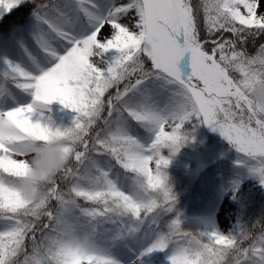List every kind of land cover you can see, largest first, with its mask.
Returning a JSON list of instances; mask_svg holds the SVG:
<instances>
[{
	"label": "snow or ice",
	"instance_id": "snow-or-ice-1",
	"mask_svg": "<svg viewBox=\"0 0 264 264\" xmlns=\"http://www.w3.org/2000/svg\"><path fill=\"white\" fill-rule=\"evenodd\" d=\"M28 10L42 57L32 71L7 60L0 86V264H120L97 244L106 221L117 239L154 230L135 264L155 252L168 264H264V220L186 230L167 175L206 125L264 185V109L251 99L264 82V0H0V20ZM7 77L30 102L13 106ZM46 151L69 163L34 203L23 180Z\"/></svg>",
	"mask_w": 264,
	"mask_h": 264
},
{
	"label": "rangeland",
	"instance_id": "rangeland-1",
	"mask_svg": "<svg viewBox=\"0 0 264 264\" xmlns=\"http://www.w3.org/2000/svg\"><path fill=\"white\" fill-rule=\"evenodd\" d=\"M35 23L36 20L31 15L25 21L23 27L19 24H13L7 32L0 35V86L6 80V73L8 72L7 60L12 61L13 64L21 65L28 71H32L35 66L33 58L39 60L42 57V53L31 34V29ZM7 86L11 93L8 99L13 102V106L16 102L26 104L31 101L32 97L30 95L13 86L11 77H7ZM3 106L4 103L0 102V107ZM61 115L65 118L68 113L65 112ZM136 133L142 143L148 144L153 139L150 132L142 133L139 128L136 129ZM223 156H225V159L213 166L209 172V176L211 175V177L217 179L219 183L212 188V196L202 209L203 213L201 216L197 212L196 205L191 207L190 213L198 215L196 216L197 220L186 216L183 217V226L186 230H191L193 224L198 222L203 230L216 228L226 234L235 233L237 232V225L243 222L246 214L245 206L238 205L230 199L235 182H239L241 189L245 188L264 193V185H261L254 175L238 166L237 161L240 158V154L236 149L232 147L229 150H224L222 143H214L212 146L198 151L196 157L199 164L192 171V181L189 188H193L197 182H200V178L203 179V171L208 169L207 167L211 163L218 161ZM112 174L114 178L118 179V182L119 177L124 175L123 170L118 168H113ZM121 187L124 190H128L126 184L121 183ZM248 222L250 225L251 221L248 220ZM119 227V224L107 221L99 225L97 244L121 264H135L140 253L153 242L155 238L154 230L148 224H145L138 232L117 239ZM167 256V252H155L145 256L143 264H168Z\"/></svg>",
	"mask_w": 264,
	"mask_h": 264
},
{
	"label": "trees",
	"instance_id": "trees-1",
	"mask_svg": "<svg viewBox=\"0 0 264 264\" xmlns=\"http://www.w3.org/2000/svg\"><path fill=\"white\" fill-rule=\"evenodd\" d=\"M31 10L27 13H22L20 11H14L12 14H6L3 20H0V33L7 32L10 26L13 24L23 22L31 16ZM68 113V112H67ZM71 114L65 117V121L70 119ZM141 131H145L139 128ZM214 143H222L224 145V150L231 148L230 143L218 132H213L208 126H201L196 134L195 141L188 143L181 148L180 152L171 157L172 163L167 169V175L169 177L168 183L171 186L174 194L178 197V202L176 204L175 213L180 214L182 219L184 216L197 220L198 218L192 213L190 209L192 206L196 205L197 212L202 213L203 206L206 200L211 196L212 186L215 185V180L209 172L211 168L219 163H221L223 157L218 161L211 163L202 173L203 179L200 178V182H197L193 188H189L191 184L192 171L197 167V154L198 151L206 149L212 146ZM109 158L102 157L100 159L101 167H109ZM113 169V168H112ZM211 174V173H210ZM234 193L232 192L231 200L238 203L241 206L246 207V214L243 222L237 225V232L243 229H251L259 221L264 220V193L252 192L247 189L238 188L235 192V198H233ZM199 200V201H198ZM125 223L127 222L126 217L124 218ZM249 221L251 224L249 225ZM203 230L200 223L196 222L193 224L190 231H200Z\"/></svg>",
	"mask_w": 264,
	"mask_h": 264
},
{
	"label": "clouds",
	"instance_id": "clouds-1",
	"mask_svg": "<svg viewBox=\"0 0 264 264\" xmlns=\"http://www.w3.org/2000/svg\"><path fill=\"white\" fill-rule=\"evenodd\" d=\"M253 104L260 109H264V82L257 84L251 93ZM43 117L44 113L38 112ZM58 147V145H53ZM69 163V158L65 157L61 151H46L42 156H32L30 164L32 166L29 176L23 180L24 195L32 201L37 202L47 195V182L54 179L63 172ZM86 246L89 242L85 240Z\"/></svg>",
	"mask_w": 264,
	"mask_h": 264
},
{
	"label": "bare ground",
	"instance_id": "bare-ground-1",
	"mask_svg": "<svg viewBox=\"0 0 264 264\" xmlns=\"http://www.w3.org/2000/svg\"><path fill=\"white\" fill-rule=\"evenodd\" d=\"M112 245H113V243H112ZM115 250H118V249H115ZM115 250H114V251H115ZM120 264H121V263H120Z\"/></svg>",
	"mask_w": 264,
	"mask_h": 264
}]
</instances>
